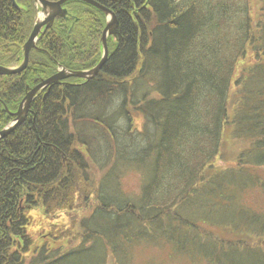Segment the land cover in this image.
Instances as JSON below:
<instances>
[{
  "label": "trees",
  "instance_id": "trees-1",
  "mask_svg": "<svg viewBox=\"0 0 264 264\" xmlns=\"http://www.w3.org/2000/svg\"><path fill=\"white\" fill-rule=\"evenodd\" d=\"M95 1L117 20L99 70L47 85L0 138V264H131L143 243L195 263L264 262L204 229L227 221L222 205L239 200L250 168L264 169V0ZM14 2L0 0L5 66L21 61L34 21L33 0ZM61 5L26 67L0 74V129L27 85L101 57L103 11ZM124 169L142 174L132 202L102 193ZM35 214L47 222L39 234Z\"/></svg>",
  "mask_w": 264,
  "mask_h": 264
},
{
  "label": "rangeland",
  "instance_id": "rangeland-1",
  "mask_svg": "<svg viewBox=\"0 0 264 264\" xmlns=\"http://www.w3.org/2000/svg\"><path fill=\"white\" fill-rule=\"evenodd\" d=\"M141 119L136 121V127L140 128ZM251 173V180L247 181V185L244 187V190L240 193L239 200L229 201V206L222 205L223 209L222 211H230L227 212L226 217H228L229 221L221 222L219 224L213 223V224H207L205 225L206 230H209L213 232L214 234H217L220 238L227 239L229 243H233L234 253L237 254L238 252L240 254L246 255L251 257L253 255V252L257 254V256L261 257L260 260L264 261V233L261 231L262 225L264 221H260L259 223H262L260 227L254 226L255 224L250 220L254 213H258L261 218L264 220V191H263V185H261L264 182V169L260 168H250ZM119 176V183L120 187L115 188L112 187L110 190H102L103 194H110L111 196L117 197L119 199H128L131 202L137 199L139 196V191L141 188V180H142V174L140 171L134 170V169H124L123 172ZM255 175H258L260 179H256ZM221 197L224 199V195L222 194ZM221 198V199H222ZM251 209L253 212H251ZM85 210L80 212L81 214H84ZM247 213V214H246ZM182 216L184 217H190L188 216V210H184L181 212ZM220 214L221 213H217ZM249 215V217H245L246 215ZM37 215L36 218H33L31 227L29 229L32 231L33 234H39L47 223L44 219L40 217V215ZM169 214H164L163 216H166ZM35 217V216H34ZM245 218L250 221L248 223L243 222L245 221ZM68 219H65L64 222L56 220L58 225H61L63 223L66 224ZM29 222V221H28ZM35 223V224H34ZM243 225V228L241 226ZM246 225V228L244 227ZM28 227V226H27ZM48 227V225H47ZM44 231V230H42ZM45 233L41 234L42 237L48 238L50 237L49 228H47ZM263 235V237H262ZM48 244V246H60L64 248L66 245L65 243L67 240L62 241L50 238V241L47 239H44ZM242 240V241H241ZM165 247H169L166 245ZM38 248V245L33 247V249ZM32 249V250H33ZM167 248H164L163 250L159 248V246H153L152 244H146L143 243L140 246H137L135 248L134 254H133V260L131 264H147L148 262H151L152 264H206L204 261L200 263H195L189 261V259L186 258H177L175 256H169L167 253ZM172 257V258H171ZM250 259V258H249ZM51 264H74L73 262L69 261H57L53 262ZM250 264V263H249ZM251 264H264V262L261 261H255L251 259Z\"/></svg>",
  "mask_w": 264,
  "mask_h": 264
},
{
  "label": "water",
  "instance_id": "water-1",
  "mask_svg": "<svg viewBox=\"0 0 264 264\" xmlns=\"http://www.w3.org/2000/svg\"><path fill=\"white\" fill-rule=\"evenodd\" d=\"M13 3L14 0H12ZM36 5H39V9L42 12L41 18L37 19L35 18V21L32 25V28L30 30L29 35L27 36V39L24 41L22 45L23 49V56L20 61V63L16 66H4L0 65V74H10L15 73L18 71H21L24 69L28 62V54L31 47L35 45V41L39 34L43 33L45 28L53 21L55 16H65L66 15V9L62 7V3L66 0H33ZM86 1L97 8H99L103 13L105 14V25L102 29V33L100 36V41L102 45V53L99 61L91 68L85 69V70H76V71H69L61 68L59 72L56 74H53L49 76L46 79H43L38 83L36 86L31 88L24 94L22 99L20 100L17 109L13 112L14 118L9 121L7 124H5L0 129V138L5 136L7 133H9L17 124L21 123L24 117L27 114L28 107L30 104V101L34 98L35 92L40 89L43 85L47 83L56 82V80H59V78H63L64 76H79L84 78L92 77L101 67L103 62L105 61L107 54H108V48H107V42L106 38L108 35H115L116 32V16L113 11H111L109 8L101 5L99 2L95 0H83ZM38 10L36 9V12ZM62 67V66H61Z\"/></svg>",
  "mask_w": 264,
  "mask_h": 264
},
{
  "label": "bare ground",
  "instance_id": "bare-ground-1",
  "mask_svg": "<svg viewBox=\"0 0 264 264\" xmlns=\"http://www.w3.org/2000/svg\"><path fill=\"white\" fill-rule=\"evenodd\" d=\"M34 5L36 6V4L34 3ZM41 11H40V9H38V11L37 12H34V15H33V18H36L37 17V19H40L41 18ZM30 33V32H29ZM42 35V34H41ZM40 34L38 35V37H37V39H36V41H35V45L33 46V47H31L30 48V50L32 49V48H34V47H36V43H37V41H38V39H39V37L41 36ZM27 39V38H26ZM30 50H29V52H30ZM22 53H23V49H22ZM28 57H29V54H28ZM4 65V64H3ZM5 66V65H4ZM61 68H63V69H65V70H69V69H66V68H64L63 66L61 67V66H58V68H57V71L55 72V73H53V74H56L57 72H59V70L61 69ZM70 71V70H69ZM68 77H70V75L69 76H64L63 78H59V80H56V82H52V83H59V82H61V81H63V80H65V79H67ZM48 78V77H47ZM46 79V78H45ZM40 83V82H39ZM52 83H47V84H45V85H43L40 89H38L36 92H35V96L38 94V93H40L42 90H44L45 88H46V86L47 85H49V84H52ZM38 83H36L35 85H32V86H26L27 87V90L25 91V94H26V92L28 91V90H30L31 88H33L34 86H36ZM28 111H29V107H28ZM27 111V112H28Z\"/></svg>",
  "mask_w": 264,
  "mask_h": 264
},
{
  "label": "flooded vegetation",
  "instance_id": "flooded-vegetation-1",
  "mask_svg": "<svg viewBox=\"0 0 264 264\" xmlns=\"http://www.w3.org/2000/svg\"><path fill=\"white\" fill-rule=\"evenodd\" d=\"M39 8H40L39 5H36L35 8H34V9H35V12H36V9L38 10ZM33 19H34V21H35V18H33ZM34 21H33V23H34ZM51 23H52V22H51ZM51 23H50V24H51ZM50 24H49V25H50ZM41 34H42V33H41ZM41 34H40V35H41ZM22 56H23V55H22ZM19 63H20V62H19ZM19 63H18V64H19ZM27 63H28V62H27ZM9 67H11V66H9ZM22 70H23V69H22ZM38 83H39V82H38ZM34 97H35V96H34ZM13 118H14V117H13ZM13 118H12V119H13ZM10 121H11V120H10ZM6 124H7V123H6Z\"/></svg>",
  "mask_w": 264,
  "mask_h": 264
}]
</instances>
